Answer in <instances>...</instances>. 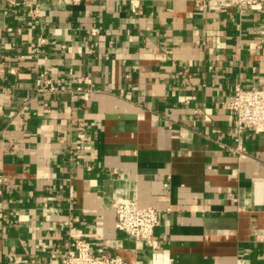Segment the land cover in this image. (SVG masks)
Here are the masks:
<instances>
[{"label":"crops","instance_id":"obj_1","mask_svg":"<svg viewBox=\"0 0 264 264\" xmlns=\"http://www.w3.org/2000/svg\"><path fill=\"white\" fill-rule=\"evenodd\" d=\"M22 1L0 0V264H59L71 216L134 264H264V132L238 158L225 107L264 87V10ZM119 197L159 209L158 250L116 231Z\"/></svg>","mask_w":264,"mask_h":264},{"label":"built area","instance_id":"obj_2","mask_svg":"<svg viewBox=\"0 0 264 264\" xmlns=\"http://www.w3.org/2000/svg\"><path fill=\"white\" fill-rule=\"evenodd\" d=\"M85 0H69L72 4H78ZM13 2V1H11ZM27 7V13L32 18L39 16V5L31 0L22 1ZM219 11H226L236 6L242 10L262 11L264 2L261 0H216ZM47 39L40 37L38 43L45 44ZM39 46V45H38ZM38 46L32 48V52H38ZM42 74L37 79V91H44L47 83L41 85ZM49 90H54L51 84ZM73 97L81 91V87L70 90ZM226 109L233 115V127L235 132V146L230 147L231 152L242 159L248 156L242 143V134L245 129H252L256 133L264 132V87H244L235 84L232 95L225 103ZM79 130L81 127H77ZM71 152V151H70ZM0 180H3L0 178ZM44 209L50 207L43 205ZM114 214V227L118 233L132 238L153 250L161 247L160 239L154 233L159 224V209L155 206H140L134 198H115L111 204ZM71 216L64 222L67 230V240L52 250L51 256L59 260V264H134L128 262L119 254H96L91 244L77 231L75 221Z\"/></svg>","mask_w":264,"mask_h":264}]
</instances>
